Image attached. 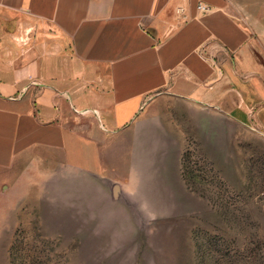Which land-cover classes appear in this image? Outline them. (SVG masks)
<instances>
[{"label": "crops", "instance_id": "1", "mask_svg": "<svg viewBox=\"0 0 264 264\" xmlns=\"http://www.w3.org/2000/svg\"><path fill=\"white\" fill-rule=\"evenodd\" d=\"M263 14L264 0H0V188L40 160L121 180L163 94L264 136Z\"/></svg>", "mask_w": 264, "mask_h": 264}, {"label": "rangeland", "instance_id": "2", "mask_svg": "<svg viewBox=\"0 0 264 264\" xmlns=\"http://www.w3.org/2000/svg\"><path fill=\"white\" fill-rule=\"evenodd\" d=\"M129 143L115 182L17 169L0 188V264H264L260 132L163 94Z\"/></svg>", "mask_w": 264, "mask_h": 264}, {"label": "built area", "instance_id": "3", "mask_svg": "<svg viewBox=\"0 0 264 264\" xmlns=\"http://www.w3.org/2000/svg\"><path fill=\"white\" fill-rule=\"evenodd\" d=\"M197 10H198L199 13H201V14H208V12L210 11V8H209V6L200 3V4L197 6ZM180 11H182V10H180Z\"/></svg>", "mask_w": 264, "mask_h": 264}]
</instances>
